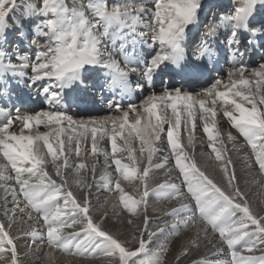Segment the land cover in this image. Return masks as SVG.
Returning <instances> with one entry per match:
<instances>
[{"label":"snow or ice","instance_id":"6c2138e0","mask_svg":"<svg viewBox=\"0 0 264 264\" xmlns=\"http://www.w3.org/2000/svg\"><path fill=\"white\" fill-rule=\"evenodd\" d=\"M0 120V264H264V0H0Z\"/></svg>","mask_w":264,"mask_h":264},{"label":"bare ground","instance_id":"6f19581e","mask_svg":"<svg viewBox=\"0 0 264 264\" xmlns=\"http://www.w3.org/2000/svg\"><path fill=\"white\" fill-rule=\"evenodd\" d=\"M71 2V0H69V3ZM217 2L218 3H220V4H222V5H225V6H227V5H229L230 4V2H231V0H217ZM206 30V28L204 27V28H202V30H200V35H204V31ZM226 34V31H224V30H221V32H220V34H219V36H218V41L219 40H221L222 39V36H224ZM195 35V34H194ZM256 63H258V62H256ZM254 66V65H253ZM133 83H135V77H133ZM160 90H161V88H157L156 90H155V92L158 94L159 92H160ZM148 93L147 92H145V94L144 95H147ZM138 96H136L135 98H134V103H136V104H140L141 103V99H139L138 97L139 96H141L140 94H137ZM36 110L37 111H39V110H47V105H44L43 106V109H41L40 107H38V108H36ZM75 113H78L77 112V109L76 108H73L72 110H71V112H70V114H75ZM113 114V112L111 111V110H109L108 108H106V107H100V108H98V110L95 112V113H92L91 114V116L92 117H96V116H99V117H104V116H109V115H112ZM83 118H85V119H87V118H89L88 116H83ZM0 122H2V120H0ZM167 127V125H165V128ZM224 127L227 129L229 126L227 125V123L226 122H224ZM39 130L40 131H44L45 129L43 128V126H40V128H39ZM33 131H35V129L33 130ZM233 131V130H232ZM234 132V131H233ZM182 134V133H181ZM234 134H235V132H234ZM202 138H204L203 137V133L202 132H200V131H198L197 133H196V141H197V151H200L201 150V144H200V140L202 139ZM242 141V140H241ZM122 143V142H121ZM136 144H137V146H138V142H136ZM105 147H107L108 148V150L110 151V147H108V145H105ZM204 150H207L206 148L204 149ZM232 155H233V158L234 159H237V156H238V154L237 153H235V152H233L232 153ZM94 158L93 157H89L88 158V163H91V161L93 160ZM102 163H103V157L101 156V157H99V158H97V166H98V170L101 168V166H102ZM236 167H237V169L239 170L240 169V167H241V162H240V160L239 159H237V164H236ZM97 175H99V171H98V173H97ZM94 192L96 193V195H101V193H99V192H97L95 189H94ZM103 196H101V199L103 200ZM109 199H110V202H109V204H108V214L109 215H111L112 214V206H111V198L109 197ZM256 199V197H255V194L253 195V200H255ZM94 202H95V200H94ZM126 215H128L127 213H124V215H122L121 217H119V218H113V220L115 221V223L113 224L114 226H116V228L117 229H119V228H124L122 225H121V223H120V221L121 220H123L124 219V217L126 216ZM139 222V221H138ZM152 226V225H151ZM108 227L109 228H112V225H111V223L110 224H108ZM128 227H130L129 229H130V232L132 233V226H128ZM155 227V226H154ZM123 231V230H122ZM130 232H124V233H126V234H128V236H129V238H131V233ZM118 234V233H117ZM120 235V234H119ZM202 254H205V255H207V254H209V252H208V249L202 244L201 245V247H200V249L197 251V252H194L193 253V257L194 258H199L200 257V255H202ZM78 259V258H77ZM191 259V258H190ZM170 260H171V263H170ZM29 264H38V261L36 260V258L35 257H33L30 261H29ZM85 264H89V262H85ZM94 264H99V262H94ZM168 264H175V261H174V259L171 257V256H169L168 257ZM185 264H188V261H185Z\"/></svg>","mask_w":264,"mask_h":264},{"label":"rangeland","instance_id":"374dc122","mask_svg":"<svg viewBox=\"0 0 264 264\" xmlns=\"http://www.w3.org/2000/svg\"><path fill=\"white\" fill-rule=\"evenodd\" d=\"M218 1H219V0H218ZM200 29H202V27H201ZM233 131L235 132L234 129H233ZM240 139L242 140L243 138H240ZM110 223H111V225H112V227H113V226H114L113 224L115 223V221L112 220ZM110 223H109V224H110ZM154 226H155V225L153 224L152 227H154ZM115 228H116V226H115ZM129 228H130V227H124V228H119V229L116 228V229H117V233H118V235H119V234L121 233L122 230H123L122 232H130V229H129ZM130 233H131V232H130ZM170 263H171V260H170Z\"/></svg>","mask_w":264,"mask_h":264}]
</instances>
